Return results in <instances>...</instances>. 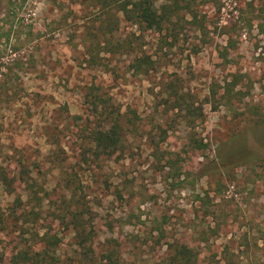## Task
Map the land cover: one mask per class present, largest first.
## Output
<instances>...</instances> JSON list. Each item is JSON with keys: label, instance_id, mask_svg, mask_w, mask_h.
Listing matches in <instances>:
<instances>
[{"label": "rangeland", "instance_id": "obj_1", "mask_svg": "<svg viewBox=\"0 0 264 264\" xmlns=\"http://www.w3.org/2000/svg\"><path fill=\"white\" fill-rule=\"evenodd\" d=\"M83 1L0 0V166L24 159L44 197L30 204L38 224L8 217L0 264L23 229L51 227L58 253L78 257L59 218L77 207L92 220L95 245L119 243L122 264H160L169 243L192 246L200 264L214 255L218 264H264V0H196L162 32L121 21L122 35L154 60L142 75L103 45L89 59L88 33L103 13ZM234 79L246 95L229 102L224 86ZM94 83L138 124L123 153L86 163L85 119L76 117H86ZM163 90L193 112L172 109ZM15 197L0 182L6 215Z\"/></svg>", "mask_w": 264, "mask_h": 264}, {"label": "trees", "instance_id": "obj_2", "mask_svg": "<svg viewBox=\"0 0 264 264\" xmlns=\"http://www.w3.org/2000/svg\"><path fill=\"white\" fill-rule=\"evenodd\" d=\"M100 16V23L95 31H89L92 45L87 46L91 53L89 59L96 63L99 52L94 54L98 46L108 54H120L129 57L127 69L138 74H149L154 69V60L149 55L141 54L135 45V41L129 36H123L120 32L121 21L129 22L144 30H154L162 32L170 25H176L175 16L181 10L190 12L192 4L196 0H85ZM107 15L104 17V15ZM195 18V17H194ZM86 44V43H85ZM239 82L234 79L224 86V96L240 101L245 93L237 89ZM229 94V95H228ZM162 96L172 109L183 110L185 106L187 112L191 114L194 110L192 104L183 101V96L178 92L168 90L162 91ZM85 116L83 138L79 156L86 162H96L102 158H112L116 154L124 152L125 142L130 128H135L138 124V117L130 116L128 112L122 111L120 104L116 103L111 95L101 91L95 83L88 88L85 93ZM184 102V103H182ZM0 182L6 192L15 195L14 206L8 215L0 209V231H2L8 221V217L13 221L36 225L41 221V211L32 202L43 206L44 197L36 185L35 177L31 168L24 159L17 160L16 167L12 170L0 166ZM71 179L68 177L67 185L70 186ZM26 200L24 201V197ZM30 206L28 210L22 206ZM69 215L60 216L61 221L70 228L77 239V256L64 257L58 253L61 237L57 231L46 227L45 231L39 229L35 231L24 230V241H20L16 250L10 255L8 264H122L119 243L115 240L108 241V244L99 247L95 245L94 225L90 217H86L85 211L77 210ZM44 228V227H40ZM21 242H24L21 243ZM210 264H218L219 261L214 256L207 257ZM199 251H196L188 244L169 243L167 250L160 259V264H200ZM227 264H235L228 262Z\"/></svg>", "mask_w": 264, "mask_h": 264}]
</instances>
